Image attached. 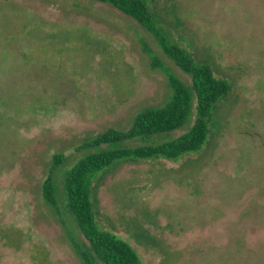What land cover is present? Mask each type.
<instances>
[{"label": "rangeland", "instance_id": "rangeland-1", "mask_svg": "<svg viewBox=\"0 0 264 264\" xmlns=\"http://www.w3.org/2000/svg\"><path fill=\"white\" fill-rule=\"evenodd\" d=\"M147 4L165 39L228 89L196 151L120 159L95 175L96 223L140 264H264V0ZM165 70L190 87L155 38L106 3L0 0V264H80L63 173L91 151L80 147L88 138L166 100ZM194 103L179 128L152 139L186 131ZM54 153L56 209L40 191Z\"/></svg>", "mask_w": 264, "mask_h": 264}, {"label": "trees", "instance_id": "trees-1", "mask_svg": "<svg viewBox=\"0 0 264 264\" xmlns=\"http://www.w3.org/2000/svg\"><path fill=\"white\" fill-rule=\"evenodd\" d=\"M106 3L129 16L156 40L165 54L191 80L190 87L165 70L169 94L157 106L139 110L125 129L107 127L88 138L80 147L91 149L79 157L63 173L62 203L84 241L70 238L80 264H140L134 249L123 239L98 227L90 197L92 179L103 169L120 159H151L161 157L176 160L186 152L196 151L207 133V122L215 102L227 92L226 82L212 74L205 64L193 61L178 43L165 39L155 25L147 0H94ZM151 55L148 48H143ZM151 66L160 62L151 55ZM194 98V118L190 127L179 135L161 141L152 137L179 128L187 119ZM140 140L133 146L118 145L128 140ZM61 155L54 153L47 174L41 182L43 201L56 209L53 169L61 163Z\"/></svg>", "mask_w": 264, "mask_h": 264}]
</instances>
